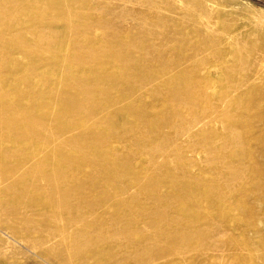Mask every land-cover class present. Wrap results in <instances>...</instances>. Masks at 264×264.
Wrapping results in <instances>:
<instances>
[{
    "label": "bare ground",
    "instance_id": "obj_1",
    "mask_svg": "<svg viewBox=\"0 0 264 264\" xmlns=\"http://www.w3.org/2000/svg\"><path fill=\"white\" fill-rule=\"evenodd\" d=\"M223 1L0 0L14 240L49 264L228 263L212 206L264 201V6L240 0L238 30Z\"/></svg>",
    "mask_w": 264,
    "mask_h": 264
},
{
    "label": "rangeland",
    "instance_id": "obj_2",
    "mask_svg": "<svg viewBox=\"0 0 264 264\" xmlns=\"http://www.w3.org/2000/svg\"><path fill=\"white\" fill-rule=\"evenodd\" d=\"M251 1L264 6V0ZM223 2L230 4L237 12L242 4L240 0H224ZM245 21V14L238 12L228 20V24L231 28L239 30L245 28ZM197 153H199L198 149ZM196 157L200 160L202 155L199 153ZM211 210L213 213H223V218L228 222V233L223 235L222 239L238 246L237 251L232 249L229 251L230 260L227 264H264V201L253 198L245 201L239 197L234 200L221 198ZM247 210H254V213L250 214ZM0 264L49 263L29 252L0 225Z\"/></svg>",
    "mask_w": 264,
    "mask_h": 264
}]
</instances>
